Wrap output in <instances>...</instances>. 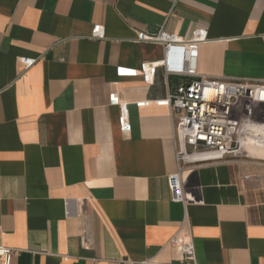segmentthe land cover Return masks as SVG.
I'll return each instance as SVG.
<instances>
[{"label": "crops", "instance_id": "obj_1", "mask_svg": "<svg viewBox=\"0 0 264 264\" xmlns=\"http://www.w3.org/2000/svg\"><path fill=\"white\" fill-rule=\"evenodd\" d=\"M160 29L206 34L200 73L264 82V0H0V240L12 264H180L170 240L188 233L198 264H264L263 166H193L186 202L173 199L160 101L190 78L158 67L146 79L142 64L164 48L136 38Z\"/></svg>", "mask_w": 264, "mask_h": 264}, {"label": "built area", "instance_id": "obj_2", "mask_svg": "<svg viewBox=\"0 0 264 264\" xmlns=\"http://www.w3.org/2000/svg\"><path fill=\"white\" fill-rule=\"evenodd\" d=\"M92 36L105 38V29L96 26ZM206 40V34L200 31H194L186 39L165 29L154 35L140 32L136 38L138 42L160 44L164 48V59L142 64L148 81L153 79L158 67H163L168 76L190 78L160 101L168 106L173 122L178 173L170 177V187L177 202H186V179L183 175L193 166L241 157L264 166L263 158L250 156L245 148L249 139L264 147V82L200 73L198 52L201 43ZM36 61L29 57L20 58L27 68ZM120 112V130L126 137L132 131L129 103H122ZM170 244L181 249L183 259L180 264H198L191 233L182 238L174 236ZM15 252L0 240V264H12Z\"/></svg>", "mask_w": 264, "mask_h": 264}, {"label": "bare ground", "instance_id": "obj_3", "mask_svg": "<svg viewBox=\"0 0 264 264\" xmlns=\"http://www.w3.org/2000/svg\"><path fill=\"white\" fill-rule=\"evenodd\" d=\"M245 148L250 156L264 159V147L257 145L253 139L246 142Z\"/></svg>", "mask_w": 264, "mask_h": 264}, {"label": "rangeland", "instance_id": "obj_4", "mask_svg": "<svg viewBox=\"0 0 264 264\" xmlns=\"http://www.w3.org/2000/svg\"><path fill=\"white\" fill-rule=\"evenodd\" d=\"M235 160H238L242 163H244L245 165H249L251 166V162H254V161H251L250 159L248 158H245V157H241V158H234ZM264 167V166H263ZM255 179V178H254ZM256 179L260 182H263L264 183V173L263 174H260V175H257Z\"/></svg>", "mask_w": 264, "mask_h": 264}]
</instances>
